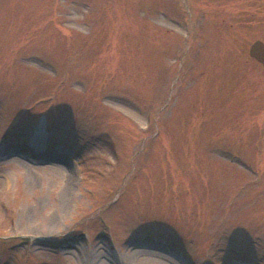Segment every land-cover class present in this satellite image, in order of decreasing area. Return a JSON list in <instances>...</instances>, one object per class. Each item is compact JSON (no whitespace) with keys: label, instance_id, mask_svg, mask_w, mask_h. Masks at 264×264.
<instances>
[{"label":"rangeland","instance_id":"1","mask_svg":"<svg viewBox=\"0 0 264 264\" xmlns=\"http://www.w3.org/2000/svg\"><path fill=\"white\" fill-rule=\"evenodd\" d=\"M256 39L264 0H0V264H264Z\"/></svg>","mask_w":264,"mask_h":264},{"label":"water","instance_id":"2","mask_svg":"<svg viewBox=\"0 0 264 264\" xmlns=\"http://www.w3.org/2000/svg\"><path fill=\"white\" fill-rule=\"evenodd\" d=\"M249 54L252 58L264 65V41L262 39H256L252 42L249 48Z\"/></svg>","mask_w":264,"mask_h":264},{"label":"bare ground","instance_id":"3","mask_svg":"<svg viewBox=\"0 0 264 264\" xmlns=\"http://www.w3.org/2000/svg\"><path fill=\"white\" fill-rule=\"evenodd\" d=\"M58 223L59 222H56L55 220H53V217L51 216L49 218L48 223L45 225L46 226V230L50 232V231H53L55 229H58V225H57ZM96 261H95V263L93 262V264H101V262H98V261L96 262Z\"/></svg>","mask_w":264,"mask_h":264}]
</instances>
